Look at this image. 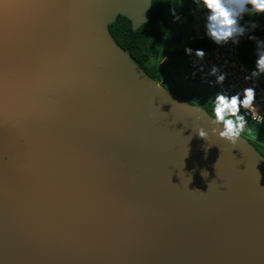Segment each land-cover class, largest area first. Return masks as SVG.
Masks as SVG:
<instances>
[{
  "label": "water",
  "instance_id": "water-1",
  "mask_svg": "<svg viewBox=\"0 0 264 264\" xmlns=\"http://www.w3.org/2000/svg\"><path fill=\"white\" fill-rule=\"evenodd\" d=\"M149 8L0 5V264H264V156L108 30Z\"/></svg>",
  "mask_w": 264,
  "mask_h": 264
},
{
  "label": "trees",
  "instance_id": "trees-1",
  "mask_svg": "<svg viewBox=\"0 0 264 264\" xmlns=\"http://www.w3.org/2000/svg\"><path fill=\"white\" fill-rule=\"evenodd\" d=\"M171 6V0H150L149 13L145 22L133 28L128 18L118 15L108 24V30L115 42L150 78L157 80L181 100L205 109V105L214 99L218 91L201 84L196 78L187 76L185 70L183 74L180 73L176 64L177 55L181 53V50L206 47L203 42L190 43L189 38L188 44L184 47L179 43L183 29L191 22L198 19L203 23L202 13L194 11L193 0H183V3L176 9L181 20L175 21L169 13ZM256 19L260 27L255 30L254 34L264 39V17L258 16ZM238 50L241 61L248 68H253L255 42L245 36L241 38ZM260 83L264 89V77L260 79ZM247 121L245 132L250 135L247 139L264 156V139L258 138V135H264V127L248 119Z\"/></svg>",
  "mask_w": 264,
  "mask_h": 264
},
{
  "label": "clouds",
  "instance_id": "clouds-1",
  "mask_svg": "<svg viewBox=\"0 0 264 264\" xmlns=\"http://www.w3.org/2000/svg\"><path fill=\"white\" fill-rule=\"evenodd\" d=\"M182 3L183 0H171L169 13L175 21L181 20L176 9ZM193 3L194 11L202 13L204 35L214 44L223 46L231 43L238 46L245 36L255 42L254 67L244 76L246 81L253 83L232 93L219 91L205 105L211 134L235 143L246 130V113H250L253 119L264 120L254 103L257 99L256 81L264 77V39L254 34L260 27L256 17H264V0H193ZM185 53L198 60L205 57L203 48H185ZM200 71H204L203 64L200 65ZM206 76L215 77L209 83L223 86L228 73L222 71L219 65L213 64ZM242 109L245 111L242 112ZM196 133L204 139L209 136V130L203 126Z\"/></svg>",
  "mask_w": 264,
  "mask_h": 264
},
{
  "label": "built area",
  "instance_id": "built-area-1",
  "mask_svg": "<svg viewBox=\"0 0 264 264\" xmlns=\"http://www.w3.org/2000/svg\"><path fill=\"white\" fill-rule=\"evenodd\" d=\"M198 41L203 42L206 45L204 48L205 57L203 60H198L194 56L188 57L187 65L185 67V74L187 76L196 78L201 84L214 88L218 92L223 90L232 93L243 87L250 86L253 83V81H246L244 79V76L251 71L252 68H248L241 61L238 46H234L231 43L223 46L214 44L204 35L203 23L198 27L196 33L189 37L190 43H197ZM201 64L204 65L203 72L200 71ZM213 64L219 65L222 71L228 73L223 86L209 83V81L215 80V77L206 76V73ZM256 86L257 99L254 103L258 106V112L260 115L264 116V89L261 86L260 80L256 81ZM244 111L245 110L242 109V112ZM246 119L254 124L264 127V120L253 119L250 113H246Z\"/></svg>",
  "mask_w": 264,
  "mask_h": 264
},
{
  "label": "rangeland",
  "instance_id": "rangeland-1",
  "mask_svg": "<svg viewBox=\"0 0 264 264\" xmlns=\"http://www.w3.org/2000/svg\"><path fill=\"white\" fill-rule=\"evenodd\" d=\"M200 24H202V22L196 19L193 22H191L190 25H188L186 28L183 29L182 37L179 40L180 45L184 47L186 44H188V38L197 31ZM187 60H188V55L185 53L184 50H181V53L177 55L176 64H177V70L182 74L184 73L185 67L187 65ZM243 136H245L246 138L250 137V135L246 132H244ZM258 138L264 139V135L261 136L258 135Z\"/></svg>",
  "mask_w": 264,
  "mask_h": 264
},
{
  "label": "snow or ice",
  "instance_id": "snow-or-ice-1",
  "mask_svg": "<svg viewBox=\"0 0 264 264\" xmlns=\"http://www.w3.org/2000/svg\"><path fill=\"white\" fill-rule=\"evenodd\" d=\"M5 2V0H0V5H2Z\"/></svg>",
  "mask_w": 264,
  "mask_h": 264
}]
</instances>
